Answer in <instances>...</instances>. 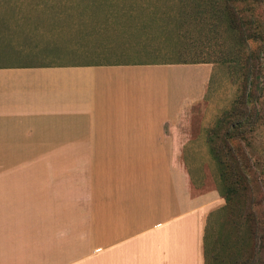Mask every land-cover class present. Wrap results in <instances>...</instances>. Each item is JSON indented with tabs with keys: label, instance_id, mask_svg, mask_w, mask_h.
Wrapping results in <instances>:
<instances>
[{
	"label": "crops",
	"instance_id": "1",
	"mask_svg": "<svg viewBox=\"0 0 264 264\" xmlns=\"http://www.w3.org/2000/svg\"><path fill=\"white\" fill-rule=\"evenodd\" d=\"M130 47L0 66V264H203L214 64Z\"/></svg>",
	"mask_w": 264,
	"mask_h": 264
},
{
	"label": "rangeland",
	"instance_id": "2",
	"mask_svg": "<svg viewBox=\"0 0 264 264\" xmlns=\"http://www.w3.org/2000/svg\"><path fill=\"white\" fill-rule=\"evenodd\" d=\"M213 1L0 0V66L70 60L80 58L81 53L93 52L96 56L108 47L130 46L174 60L208 61L214 64L208 92L190 112L197 130L206 106L215 111L211 124L203 130L209 147L208 137L216 119L239 95L244 65L252 75L247 89L250 102L242 111L253 115L255 107L257 113L255 145L264 178V0H231L248 25L246 34L252 31L258 38H249L241 46L233 34L224 31L223 22L212 15ZM255 82L258 88L252 86ZM5 169L0 168V174ZM57 171L59 216L66 201V180L62 165ZM215 173L210 170L204 189L215 187L219 191L217 165ZM219 210L207 217L204 235L206 230L210 236L217 234Z\"/></svg>",
	"mask_w": 264,
	"mask_h": 264
},
{
	"label": "trees",
	"instance_id": "3",
	"mask_svg": "<svg viewBox=\"0 0 264 264\" xmlns=\"http://www.w3.org/2000/svg\"><path fill=\"white\" fill-rule=\"evenodd\" d=\"M212 10V15L223 22L224 31L233 34L238 45L249 38L258 39L252 31L246 34L248 25L231 0L213 1ZM251 75L249 69L241 66L239 95L216 119L208 137L224 204L218 212L217 234L210 236L206 230L203 237L204 264H264V178L255 145L258 117L255 107L253 115L242 111L250 102L247 89ZM252 86L258 88L256 82Z\"/></svg>",
	"mask_w": 264,
	"mask_h": 264
}]
</instances>
